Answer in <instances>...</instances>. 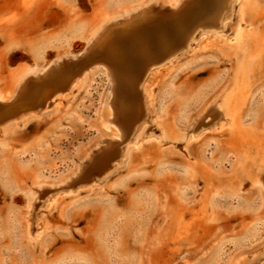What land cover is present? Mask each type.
<instances>
[{"label": "rangeland", "instance_id": "374dc122", "mask_svg": "<svg viewBox=\"0 0 264 264\" xmlns=\"http://www.w3.org/2000/svg\"><path fill=\"white\" fill-rule=\"evenodd\" d=\"M148 1L0 0V92L51 63L73 68L97 28ZM204 1L211 24H191L187 45L146 70L149 116L97 182L58 189L98 145L120 141L103 125L108 64L0 125V264H264V0L215 13ZM227 108L232 119L213 124ZM37 190L51 196L34 200L44 224L30 234Z\"/></svg>", "mask_w": 264, "mask_h": 264}, {"label": "bare ground", "instance_id": "6f19581e", "mask_svg": "<svg viewBox=\"0 0 264 264\" xmlns=\"http://www.w3.org/2000/svg\"><path fill=\"white\" fill-rule=\"evenodd\" d=\"M229 1L231 0H213L208 10L218 12L223 5L224 7L228 5ZM197 2L198 4L202 2L204 5L206 1L170 0L165 10L166 5L161 1L150 0L139 4L124 14L107 20L97 28L88 38L85 48L80 53V62L73 68L62 65L61 61L51 63L36 73L23 76L10 97L0 92V125H2L18 121L30 113H35L34 109L38 106H46L49 101L66 96V93L96 66L95 63L108 64L105 70L109 83L105 101L107 113L106 116L104 115L103 125L112 131L111 137L114 139L116 137L120 141L113 144L108 140V143L98 145L94 151L89 152L83 163H89L90 167L83 166V163L78 164L72 180L60 184L59 190L76 185H92L119 162L122 152L118 145L131 136L136 126L140 122H145L149 116L148 103L145 98L146 88L142 89L140 86L147 75L146 70L153 63L160 62L167 57L172 58L174 54L176 55V48L181 47L180 45L183 47L187 45L186 37L189 30H186L191 24H211L210 20L199 17L207 11V8L198 6ZM237 5L236 11L241 12L238 1ZM240 14L238 13V19H241ZM206 15L208 17V14ZM134 16L136 19L132 20V24L120 25ZM238 19L234 27L236 40H240L243 35V26ZM182 25L183 28H179ZM213 105L215 102L212 103ZM226 117L232 119L228 108L224 111L215 109L213 124L226 120ZM202 125L198 123L196 127L189 129L190 138L205 128ZM110 139L113 141V138ZM50 196L49 191L39 192L37 190L32 193L27 209L30 217L24 223L28 233L36 234L44 224L43 216L36 210L34 200L37 197L48 200ZM37 217L41 223L39 228L33 225Z\"/></svg>", "mask_w": 264, "mask_h": 264}]
</instances>
